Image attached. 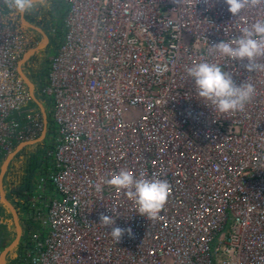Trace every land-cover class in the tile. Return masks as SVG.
<instances>
[{"label":"built area","instance_id":"2783aa9c","mask_svg":"<svg viewBox=\"0 0 264 264\" xmlns=\"http://www.w3.org/2000/svg\"><path fill=\"white\" fill-rule=\"evenodd\" d=\"M62 1L63 42L38 87L56 133L25 213L38 225L13 264H264V72L209 52L264 19V5L234 16L224 0ZM38 42L0 0V162L45 130L19 70ZM199 61L254 85L244 111L223 115L196 95L185 69ZM121 169L168 181L156 219L121 189L95 190ZM112 227L134 235L116 242Z\"/></svg>","mask_w":264,"mask_h":264},{"label":"clouds","instance_id":"9594fccd","mask_svg":"<svg viewBox=\"0 0 264 264\" xmlns=\"http://www.w3.org/2000/svg\"><path fill=\"white\" fill-rule=\"evenodd\" d=\"M10 2L16 12L25 14L35 11L39 5L44 4L45 0H10ZM224 3L228 5V11L232 15L238 16L246 8L264 5V0H224ZM209 52L232 61H246L244 68L248 72H264V63L259 62L261 58H264V19H257L251 24H246L240 29L239 36L230 41L221 40L211 45ZM153 71L158 75L163 74L167 71V65L157 63L153 66ZM185 71L187 77L194 82L196 95L215 112L223 115L244 111L256 91L250 82L244 81L237 84L221 63L199 61L186 67ZM105 185L123 190L137 205V212L149 220L158 217L167 202L170 191L166 179L148 178L143 174L137 177L133 172L125 169L107 178L101 177L94 187L97 192H101ZM100 223L105 227L114 225L115 221L113 217L101 213ZM125 233L129 237L134 235L131 227H112L109 232L116 242Z\"/></svg>","mask_w":264,"mask_h":264},{"label":"trees","instance_id":"16d2710c","mask_svg":"<svg viewBox=\"0 0 264 264\" xmlns=\"http://www.w3.org/2000/svg\"><path fill=\"white\" fill-rule=\"evenodd\" d=\"M65 6H67L64 1H51L49 5H47L45 8H42L39 11L34 12V14L29 17L27 15V18L31 20L32 22H36L37 25L40 27H47L50 25L53 21V18L56 15V21L61 22L60 23V30L57 29V32H62L64 29V19L65 15L67 12V9ZM53 27V26H52ZM53 30V29H52ZM33 31V30H31ZM36 32V31H34ZM38 59V57H35L32 60V64L29 66V64H26V69L30 73L31 77H35L37 75V71L34 70L33 72L31 68H35L34 61ZM30 70V71H29ZM39 89V88H38ZM39 91V94L37 93L38 98L47 106V113H48V128H47V133H50L52 142L51 143H46L45 141L39 142L37 144L42 145L44 147V151L41 152L39 156H33L32 154H28L29 152L32 153L31 150H25V147L22 152H19L14 160L9 165V168L6 173L4 181L7 184V195L9 200L14 204V206L17 208V211L19 212V217L20 221L23 224L26 219L25 218V213L28 210V202L31 198V195L33 193L34 187H35V178H36V172L39 168L44 166V163L47 162L44 160V155L47 151L48 147L53 146V140H54V135L56 133V125L55 122L50 114V110L52 107V103L49 99H47L45 96H43ZM33 105L36 106V103L33 102ZM25 150V151H24ZM24 151V152H23ZM22 153L24 156H22ZM27 153V154H26ZM4 207L7 209V213H1L2 215H5L12 219V215L10 213V210L8 209L7 206H5L4 203H2ZM20 209L24 212L23 216L20 214ZM3 218V216H1ZM28 222V221H26ZM29 228H27V234H29ZM19 248V246H18ZM11 255V253L8 255V257Z\"/></svg>","mask_w":264,"mask_h":264},{"label":"water","instance_id":"95a60500","mask_svg":"<svg viewBox=\"0 0 264 264\" xmlns=\"http://www.w3.org/2000/svg\"><path fill=\"white\" fill-rule=\"evenodd\" d=\"M22 22L27 28L33 29V30H37L43 36V40H42L41 45H39L38 47L30 50L29 52H27L25 54V56L23 57L22 61L20 62L19 70H20V74L22 75V77L24 78V80L26 81V83H27V85L29 87V91H30L32 100L36 103V105L40 108V110L42 111V113L44 115L45 130H44L43 134L39 138H37L35 140L25 141V142L19 143L17 145L16 149L2 163V166H1V169H0V191L2 193L3 203L5 204V206L8 207V209L10 210V213L12 215L13 223H14L15 228H16V237L1 252V254H0V264H7L8 255L15 248H17L19 246V244L21 242V239H22V235L24 233V229H23L22 223L20 221V217H19V213L17 211V208L9 200L7 192H6V189H5V185H4L5 175L7 173V170L9 168L10 163L15 158V156L19 152H21L26 146L42 142L47 136V128H48L47 109H46L44 103L38 98L37 92H36V86H35L34 82L32 81V79L30 78V76L24 71L23 65L32 57V55L35 52L45 48L50 41H49V38H48L46 32H44V30H42V28L40 26H37V25L33 24L30 20H28L25 17V14H22Z\"/></svg>","mask_w":264,"mask_h":264},{"label":"rangeland","instance_id":"374dc122","mask_svg":"<svg viewBox=\"0 0 264 264\" xmlns=\"http://www.w3.org/2000/svg\"><path fill=\"white\" fill-rule=\"evenodd\" d=\"M43 8H45V7H43ZM42 9V8H41ZM41 9H39V10H41ZM40 12V11H39ZM56 15H55V17L53 18V21H52V23L50 24V25H48L47 27H41L42 28V30H44V32H46V34L48 35V38H49V43H48V45L45 47V48H43L42 50H41V52L38 54V59H36L35 61H34V64H35V68H31V70L33 71V72H35L34 70H36L37 71V75L35 76V77H33L32 78V81L34 80V84L36 85V92L39 94V91H37V90H39L38 89V87H39V84H43V81L46 79V77H47V66H48V59H49V57L52 55V54H54L56 51H57V49H58V47H59V45H60V42H61V39H63L64 37H63V34H64V29L62 30V32H52V29L53 28H56V29H58V30H60V23L61 22H59V21H56ZM53 26V27H52ZM33 33H35L36 35H37V37H39V38H43V36H42V34L41 33H39V32H34V31H32ZM29 75H30V73L28 72V70L25 68L24 69ZM30 71V70H29ZM45 105V104H44ZM45 107H47L46 105H45ZM47 109V108H46ZM43 141H45L46 143H51L52 142V138H51V135H50V133H48L47 134V136H46V138L43 140ZM25 150H31L32 151V153H28V154H32L33 156H39L40 154H41V152H43L44 151V147H43V143H42V145H39V144H33V145H29V146H27L26 148H25ZM24 150V151H25ZM43 150V151H42ZM23 151V152H24ZM27 154V153H26ZM22 156H24L23 155V153H22ZM1 164H2V162H0V167H1ZM38 170H40V169H38ZM38 170H37V172H38ZM36 172V173H37ZM6 181H4V185H5V189H6V191L8 190L7 189V187H6V183H5ZM8 192V191H7ZM32 196V195H31ZM30 203L31 202H28L27 204L28 205H30ZM1 213H4V214H6L7 213V209H6V207H4L2 204L0 205V215L2 216V214ZM20 215L21 216H23V211L20 209ZM25 215V214H24ZM0 216V217H1ZM4 216V215H3ZM10 219V218H9ZM25 219V218H24ZM11 220V219H10ZM27 220H25V222H23V224H22V226H23V229L25 230V232L23 233V235H22V239L21 240H24V239H26L29 235H30V233L33 231V226H37L38 225V223H37V221H35V220H33V222H32V224H30V222L28 221V222H26ZM10 223H11V230L8 232V231H6L7 230V228H5L4 226H1L0 227V230H2V232L4 233V238H3V247H6L7 245H9L12 241H13V239L16 237V228H15V226H14V223H13V221L11 220V221H9ZM4 228V229H3ZM27 228H29V234H27ZM18 250H19V248L17 247V248H15L12 252H11V255L7 258V264H13V262H14V259L16 258V254H17V252H18ZM9 259V260H8ZM9 261V262H8Z\"/></svg>","mask_w":264,"mask_h":264},{"label":"crops","instance_id":"0c3cea01","mask_svg":"<svg viewBox=\"0 0 264 264\" xmlns=\"http://www.w3.org/2000/svg\"><path fill=\"white\" fill-rule=\"evenodd\" d=\"M51 1H56V2H58V1H62V0H45V2H44V4H42V5H39L38 7H37V9L35 10V11H32V12H29V13H25V17L27 18V15L29 16V17H31L33 14H34V12H36V11H39V9H41V8H43V7H46L47 5H49L50 4V2ZM66 4V3H65ZM67 5V4H66ZM66 8H68V6H65ZM67 13V12H66ZM28 19V18H27ZM29 20V19H28ZM31 21V20H30ZM32 22V21H31ZM33 24H35V25H37L36 24V22H32ZM37 26H39V25H37ZM29 30H32V29H29ZM34 31V30H33ZM36 32H38L37 30H35ZM35 34V33H34ZM36 35V34H35ZM64 35V34H63ZM36 37H37V35H36ZM38 38V46L39 45H41V43H42V40H43V38H39V37H37ZM63 42V39H61V42H60V44ZM37 46V47H38ZM36 48V47H35ZM32 49H34V48H32ZM32 49H30V50H32ZM29 50V51H30ZM28 51V52H29ZM41 52V50H39V51H37V52H35L33 55H32V57L25 63V64H29V66L33 63L32 62V60L35 58V57H37L38 56V54ZM25 56V55H24ZM23 56V57H24ZM23 57H22V59H23ZM22 59L20 60V62L22 61ZM23 65V67L24 68H26V65ZM25 71V70H24ZM26 72V71H25ZM27 73V72H26ZM28 74V73H27ZM29 75V74H28ZM29 76H31V75H29ZM31 79H32V77H31ZM3 218H5V219H9V217H7V216H3ZM10 220V219H9ZM12 220V219H11ZM10 220V221H11ZM13 221V220H12ZM5 228H7V230L6 231H10L11 230V226L9 225H3ZM15 226V225H14ZM9 227V228H8ZM2 231V230H1ZM0 231V242H1V244L3 245V238H4V233L3 232H1ZM2 239V240H1ZM3 250H4V248H3ZM2 250V251H3Z\"/></svg>","mask_w":264,"mask_h":264},{"label":"bare ground","instance_id":"6f19581e","mask_svg":"<svg viewBox=\"0 0 264 264\" xmlns=\"http://www.w3.org/2000/svg\"><path fill=\"white\" fill-rule=\"evenodd\" d=\"M57 28V27H56ZM33 30V29H32ZM35 31V30H34ZM48 36V35H47ZM26 65V64H25ZM25 69V68H24ZM33 82H34V80H33ZM48 134V133H47ZM22 152V151H21ZM14 160V159H13ZM7 171H9V170H7ZM8 173V172H7ZM19 213V212H18ZM1 216V215H0ZM3 216V215H2ZM11 225V224H10ZM9 226V225H8ZM9 228V227H8ZM4 229V228H3ZM1 231V230H0ZM2 232V231H1ZM24 232H25V230H24ZM2 240V239H1ZM22 241V240H21ZM12 256V255H11ZM9 260V259H8ZM9 262V261H8Z\"/></svg>","mask_w":264,"mask_h":264}]
</instances>
